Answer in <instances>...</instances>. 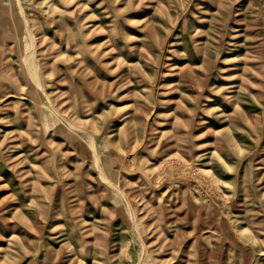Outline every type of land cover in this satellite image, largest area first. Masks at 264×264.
Segmentation results:
<instances>
[{
	"label": "rangeland",
	"instance_id": "374dc122",
	"mask_svg": "<svg viewBox=\"0 0 264 264\" xmlns=\"http://www.w3.org/2000/svg\"><path fill=\"white\" fill-rule=\"evenodd\" d=\"M0 264H264V0H0Z\"/></svg>",
	"mask_w": 264,
	"mask_h": 264
}]
</instances>
